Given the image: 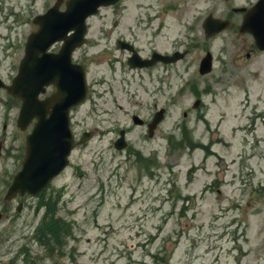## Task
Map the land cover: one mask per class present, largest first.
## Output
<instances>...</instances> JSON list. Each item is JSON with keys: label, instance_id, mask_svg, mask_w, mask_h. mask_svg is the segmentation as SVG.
Here are the masks:
<instances>
[{"label": "rangeland", "instance_id": "1", "mask_svg": "<svg viewBox=\"0 0 264 264\" xmlns=\"http://www.w3.org/2000/svg\"><path fill=\"white\" fill-rule=\"evenodd\" d=\"M56 1L0 0L5 82L17 74L34 17ZM216 1L123 0L88 22L90 37L102 40L86 49L103 55L110 47L119 56L114 44L123 37H136L143 55L153 47L170 51L181 39L194 50L164 82L119 63L113 75L107 57L88 63L90 82L105 80L74 115L73 130L77 139L87 130L94 138L74 151L55 185L64 186L59 209L42 222L46 211L38 213L29 200L15 228L0 226V264H264V56L213 87L211 77H200L197 66L207 50L222 66L227 59L221 49L230 48L226 36L214 47L203 41L201 22L211 11L221 15ZM164 17L169 25L164 22L155 40L152 30ZM103 29L113 32L108 42ZM192 82L201 91L213 88L201 95L197 111ZM1 98L0 118L6 119L11 102L2 91ZM156 105L169 112L149 138L132 115L151 121ZM125 128L129 147L118 152L112 143ZM55 219L62 221L61 237L44 246L37 239L50 225L57 227Z\"/></svg>", "mask_w": 264, "mask_h": 264}, {"label": "water", "instance_id": "2", "mask_svg": "<svg viewBox=\"0 0 264 264\" xmlns=\"http://www.w3.org/2000/svg\"><path fill=\"white\" fill-rule=\"evenodd\" d=\"M118 1L119 0H69L66 2V11L61 12L60 8L64 1L58 0L55 6L48 10L45 15L35 18L34 23L40 27V30L29 36L26 46V56L21 63L19 76L14 80L13 85L8 87V90L24 101L21 114V123L24 124V127H26L35 116L39 118L40 123L34 135L29 138L30 148L28 157L24 163L23 170L16 177L12 187V193L20 192L21 194H25V192H30L31 194H38L41 190L47 188L51 181L69 165L68 156L75 147L74 138L70 131V109L81 104L87 96L86 81L81 74L79 95H71L68 97L64 95V103L63 106L59 108L58 114H56L54 118L46 121L45 115L36 114L35 110L32 109V103L35 102V100L30 96L31 59L34 57L37 58L40 54H45L53 43L67 40L69 33L73 31L75 33L72 35V38H76V41L70 42V49L83 45L85 43V34L87 31V18L97 14L101 6L113 5ZM255 14L256 12L253 11L251 17ZM262 18H264V16L260 15L256 19L260 20ZM209 23L210 25L206 26V32H208V34L210 33L209 35L213 36L223 30L216 26L219 24L218 22L209 21ZM258 28L253 32L257 37L258 45L260 48L264 49V33H262L264 25H259ZM181 57L182 56L177 57V59ZM162 59L164 61L166 60V58ZM210 64L211 55L209 54L202 63V73L209 72L208 68ZM36 67L37 69L44 67L49 70L55 67L67 68L68 65L58 62L57 60L50 61L49 59L46 61L42 58L36 59ZM57 81L61 82L59 80ZM1 85L0 82V86ZM83 86L85 88V93H83ZM38 95L39 93H37V98ZM66 100H68V105L65 104ZM42 105L45 106V103ZM160 120L161 119H158L154 126H156ZM56 142L62 143L64 148L62 147L59 149ZM120 143V150L126 147L123 140H121ZM54 149L60 153L56 152Z\"/></svg>", "mask_w": 264, "mask_h": 264}, {"label": "flooded vegetation", "instance_id": "3", "mask_svg": "<svg viewBox=\"0 0 264 264\" xmlns=\"http://www.w3.org/2000/svg\"><path fill=\"white\" fill-rule=\"evenodd\" d=\"M228 0L225 2L223 9L225 20H229L231 23V29L227 32L228 42L232 45L231 48V59L226 65L223 66L221 71V77H225V72L228 69H232L234 72H243L246 67L253 62V58L258 56L261 52L257 46L254 37L249 33H242L241 29L245 23L248 12L256 7L261 0ZM233 30L234 32H231ZM129 41L137 46L139 53H142V49L137 45V38L131 37ZM214 39L211 40L213 42ZM61 46H54L52 52H57ZM156 47L147 54L145 59H150L155 53ZM175 53V52H173ZM172 53V54H173ZM123 54L120 56L123 58ZM131 55L127 54V58ZM73 60L76 64L85 65L91 60H95L94 53H89L84 49H80L74 52ZM179 68V64L165 65L163 63L156 64L149 69H135V71H155L159 82H164L165 75L175 72ZM99 83L97 84V86ZM55 92L54 87L47 88L46 97H49ZM17 100H14V109L17 108ZM12 118H8L6 122L0 123V226L7 228H15L20 219V205L22 198L17 196L13 200H7L8 191L15 178L16 169H19L22 161V156L25 153L23 151V144L21 141V135L18 129L11 123ZM23 151V152H22ZM13 167L14 169L6 170L7 166ZM12 175V176H11ZM24 207V204H23Z\"/></svg>", "mask_w": 264, "mask_h": 264}, {"label": "trees", "instance_id": "4", "mask_svg": "<svg viewBox=\"0 0 264 264\" xmlns=\"http://www.w3.org/2000/svg\"><path fill=\"white\" fill-rule=\"evenodd\" d=\"M57 222V227H48L46 230L42 231L43 235L40 237V242L42 245L50 247L53 245L56 239H60L61 237V228H62V221L60 220H52L51 224ZM65 236V235H63Z\"/></svg>", "mask_w": 264, "mask_h": 264}, {"label": "bare ground", "instance_id": "5", "mask_svg": "<svg viewBox=\"0 0 264 264\" xmlns=\"http://www.w3.org/2000/svg\"><path fill=\"white\" fill-rule=\"evenodd\" d=\"M132 11H134V7H132Z\"/></svg>", "mask_w": 264, "mask_h": 264}]
</instances>
